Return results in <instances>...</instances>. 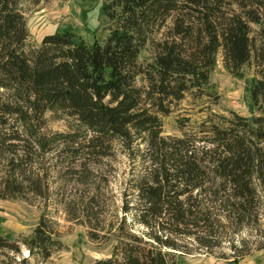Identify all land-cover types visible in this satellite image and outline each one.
Here are the masks:
<instances>
[{
  "label": "trees",
  "instance_id": "obj_1",
  "mask_svg": "<svg viewBox=\"0 0 264 264\" xmlns=\"http://www.w3.org/2000/svg\"><path fill=\"white\" fill-rule=\"evenodd\" d=\"M22 1L0 0V200L44 192L33 152L76 141L80 165L88 158L97 166L115 142L131 149L139 141L141 171L130 179L136 194L124 201L121 222L106 232L89 226L92 240L116 238L110 256L93 264H174L177 255L210 254L223 242L235 255L231 236L258 217L264 193V0H104L103 41L88 44L63 29L35 48H26ZM219 50L234 77L254 61L257 113H210L194 131L163 136L161 116L186 93L217 96L210 74ZM47 111L71 117L85 141L77 131L41 132ZM59 237L42 213L29 236L0 233V254L24 245L46 260L62 248Z\"/></svg>",
  "mask_w": 264,
  "mask_h": 264
},
{
  "label": "rangeland",
  "instance_id": "obj_2",
  "mask_svg": "<svg viewBox=\"0 0 264 264\" xmlns=\"http://www.w3.org/2000/svg\"><path fill=\"white\" fill-rule=\"evenodd\" d=\"M103 1L38 0L34 3L23 0L20 8L29 32L26 48L38 47L45 34L63 29H71L88 44L103 41L109 27L101 10ZM151 52V47L147 46L141 59L149 58ZM256 71L252 60L243 67L241 77L232 76L224 68L222 51L219 50L210 74V83L217 96L199 97L192 92L186 93L173 103L168 115L161 116L162 135L181 136L185 130L194 131L210 113L228 116L229 111H235L245 117L256 114L250 95L253 81L258 77ZM138 83L143 82L139 80ZM42 119L41 132L47 136L60 132H75L76 135L77 131L79 144L85 141L84 128L71 117L47 111ZM76 144V141H69L45 153L39 150L32 153L34 172L44 179L41 195L29 193L27 198L0 200V233L3 236L20 240L31 235L41 214L46 213L55 221L62 248L42 260L29 256L26 247L21 245L18 254H0V264H93L97 259L110 256L116 243L115 236L107 241L92 240L88 232L94 228L89 226L104 227L106 232L112 224L117 226L121 222L124 201L129 197L133 199L136 194L130 179L141 171L137 147L143 150L145 145L138 141L127 149L115 142L111 154L103 157L97 166L91 165L88 158L85 160L88 164L81 166L83 158H78ZM129 221L130 215L127 214ZM134 228L143 231L142 226L135 225ZM231 239L237 247L235 255L231 243L223 242L210 254L177 255L174 264H264V248H258L264 246L263 192L260 191L258 217H251Z\"/></svg>",
  "mask_w": 264,
  "mask_h": 264
}]
</instances>
